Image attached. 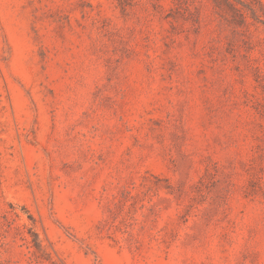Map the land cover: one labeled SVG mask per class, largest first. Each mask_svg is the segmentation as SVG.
I'll return each mask as SVG.
<instances>
[{
    "label": "rangeland",
    "instance_id": "374dc122",
    "mask_svg": "<svg viewBox=\"0 0 264 264\" xmlns=\"http://www.w3.org/2000/svg\"><path fill=\"white\" fill-rule=\"evenodd\" d=\"M0 264H264V0H0Z\"/></svg>",
    "mask_w": 264,
    "mask_h": 264
}]
</instances>
